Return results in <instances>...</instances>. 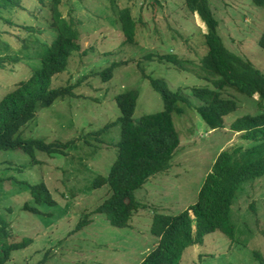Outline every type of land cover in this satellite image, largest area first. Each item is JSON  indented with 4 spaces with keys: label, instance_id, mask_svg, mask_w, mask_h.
<instances>
[{
    "label": "rangeland",
    "instance_id": "1",
    "mask_svg": "<svg viewBox=\"0 0 264 264\" xmlns=\"http://www.w3.org/2000/svg\"><path fill=\"white\" fill-rule=\"evenodd\" d=\"M13 15L3 13L11 25L0 22V56L21 58L13 72H0V98L15 84L27 79L31 68H38L41 52L37 40L48 32L47 21L37 12L35 0H22ZM66 14L76 21L81 34L79 45L88 51L70 58L67 69L52 81V87L75 85L72 96L50 107L38 109L20 135L23 141L43 140L45 144L66 145L62 155H47L34 150V160L20 150L0 151V214L8 224L7 242L32 241L11 253L7 264H140L156 245L150 234L154 215L175 216L196 203L198 192L213 163L221 153H230L232 163L242 152L257 146L245 140L244 133L231 131V124L243 116H256L257 97L248 98L229 89L223 98L233 99L237 109L226 116L224 128L211 131L197 112L187 110L173 116L179 145L171 168L147 181L135 192L141 208L128 228H115L103 215L89 216L90 225L73 233L84 216L106 198V187L93 189L97 177L105 178L117 156L115 145L120 126L99 132L119 117L116 96L135 91L138 99L132 119L163 110L160 95L145 76L163 80L171 91L184 94L193 105L199 102L192 88L210 84L195 71H178L174 66L146 60L149 54H174L184 61L198 63L207 49L206 28L196 14H189L182 0H64ZM218 22L217 32L223 47L248 61L264 76V50L258 45L264 33V5L251 0H208ZM25 7L24 13L18 9ZM127 6L137 24L135 45L124 41L117 23L120 8ZM47 16V14H45ZM2 23V24H1ZM14 23V24H13ZM31 31L25 30L32 28ZM34 38V49H25ZM82 57V58H81ZM128 62L112 72L108 81L100 74L113 63ZM80 83V84H78ZM78 84V85H76ZM102 142V144H101ZM107 145L109 148H107ZM237 149V150H236ZM234 150H236L234 152ZM1 165V164H0ZM43 184L53 205H36L29 190ZM37 208L39 215L22 209ZM11 210L9 212L8 210ZM41 213H44L43 215ZM83 217V219H82ZM82 219V220H81ZM233 240L219 231L203 238L184 254L181 264H261L264 260V176L240 187L230 213Z\"/></svg>",
    "mask_w": 264,
    "mask_h": 264
},
{
    "label": "trees",
    "instance_id": "2",
    "mask_svg": "<svg viewBox=\"0 0 264 264\" xmlns=\"http://www.w3.org/2000/svg\"><path fill=\"white\" fill-rule=\"evenodd\" d=\"M22 0H0V22L11 25L12 16L5 19L2 15L12 13V8H21ZM32 1V0H31ZM41 6L37 12L43 14L47 21L48 32L41 34L37 45L41 52L38 56V68H29V77L15 84L14 87L0 98V151L20 150L34 160V150L47 155H62L66 145L62 143L45 144L43 140L23 141L21 131L34 119L38 109L50 107L58 100L73 95L75 85L58 88L52 87V81L67 69L73 55L85 57L79 45L80 32L76 21L66 14L64 0H35ZM189 14H196L206 28L204 43L206 53L196 64L184 61L176 55L149 54L146 60H156L161 64H169L178 71H194L193 73L211 88H192L193 97L199 102L198 106L181 92L171 91L163 80H149L152 89L162 99L163 110L151 115H144L139 121L132 119L138 93L128 91L116 96L115 101L119 117L105 126L99 132L109 131L111 127L120 126L119 141L110 146L117 150V156L112 163L108 175L95 178L93 189L106 187L107 198L92 213L82 217L73 233L90 225L92 215H103L111 226L128 228L133 216L143 208L135 199L139 190L150 177L167 171L179 145L173 116H181L187 110L197 112L201 120L212 131L224 128L223 119L236 109L233 99L223 98L227 89L245 95L248 98L257 97L256 106L261 113L256 116H243L236 119L230 126L231 131L244 133V139L257 144L239 153V159L233 163L230 153H221L213 163L211 172L205 177L196 203L175 216L154 215L150 225V233L157 239L156 245L145 256L140 264H181L187 250L196 244H201L203 238L219 231L225 237L233 240V226L230 224L232 205L240 187L264 176V76L248 61L227 51L218 35V22L209 8L208 0H182ZM257 6H263L264 0H251ZM26 9H18L24 13ZM47 14V16L45 15ZM122 31L124 41L135 45L137 24L131 18L127 6L120 8L116 17ZM2 24V23H1ZM32 28L25 30L31 31ZM34 38L26 41L25 49H34ZM258 45L264 50V33ZM81 57V58H82ZM21 58L4 55L0 56V72H13L20 64ZM128 62L113 63L100 74H96L101 82L108 81L112 72ZM80 84V83H78ZM76 84V85H78ZM27 126V127H28ZM102 144V142H101ZM107 148L109 146L107 145ZM234 150V152L236 151ZM1 166L4 164L0 163ZM15 171L12 166L3 167ZM3 181L0 178V183ZM36 205H53L50 192L43 184L33 186L29 190ZM22 209L34 215H39L37 208L23 205ZM11 212V210H8ZM42 215L44 213H41ZM5 219L0 214V264H7L11 253L24 249L31 244L28 239L19 242H7L8 238ZM264 235V234H263ZM255 259L264 264L258 254Z\"/></svg>",
    "mask_w": 264,
    "mask_h": 264
},
{
    "label": "clouds",
    "instance_id": "3",
    "mask_svg": "<svg viewBox=\"0 0 264 264\" xmlns=\"http://www.w3.org/2000/svg\"><path fill=\"white\" fill-rule=\"evenodd\" d=\"M211 131H212V130H211ZM170 164H171V163H170ZM170 168H171V167H170ZM170 168H169V169H170ZM169 169H168V170H169ZM168 170H167V171H168ZM165 172H166V171H165ZM165 172H162V173H165ZM162 173L156 174V176H157V175H160V174H162ZM154 177H155V176H154ZM150 178H152V177H150ZM150 178H149V179H150ZM149 179H148V181H149ZM100 205H101V204H100ZM100 205H99V206H100ZM141 206H142L143 208L145 207V206H143V205H141ZM91 213H92V212H91ZM92 216H93V215H92ZM134 216H135V215H134ZM134 216H133V218H134ZM133 218H132V220H133ZM132 220H131V222H132ZM4 221H5V220H4ZM149 230H150V229H149ZM150 234H151V233H150ZM152 237H153V239L155 240V242H157V239H156L154 236H152ZM16 251H18V250H16ZM13 252H15V251H13Z\"/></svg>",
    "mask_w": 264,
    "mask_h": 264
},
{
    "label": "crops",
    "instance_id": "4",
    "mask_svg": "<svg viewBox=\"0 0 264 264\" xmlns=\"http://www.w3.org/2000/svg\"><path fill=\"white\" fill-rule=\"evenodd\" d=\"M31 241V240H30ZM31 244H32V241H31Z\"/></svg>",
    "mask_w": 264,
    "mask_h": 264
}]
</instances>
